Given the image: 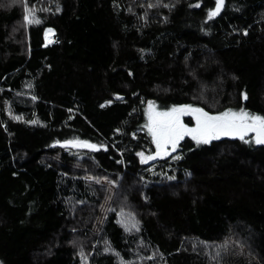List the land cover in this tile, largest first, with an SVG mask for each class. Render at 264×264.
Segmentation results:
<instances>
[{"label": "trees", "instance_id": "1", "mask_svg": "<svg viewBox=\"0 0 264 264\" xmlns=\"http://www.w3.org/2000/svg\"><path fill=\"white\" fill-rule=\"evenodd\" d=\"M43 1L26 0L41 23L24 31L20 4L0 0V264H79L66 199L87 197L88 188L45 163L55 150L84 154L97 172L137 179L146 168L136 154L149 137V101L264 115V0H224L211 20L214 0H162L169 7L152 8L157 0H54L45 11ZM49 28L55 41L46 46ZM65 140L100 148H64ZM245 141L183 139L170 164L175 179L144 187L135 232H126L117 211L107 215L101 237L114 253L96 250L92 264L119 257L125 264H214L193 250V240L222 243L234 228L264 239V146L254 135ZM62 160L75 162L65 152ZM134 251L146 255L134 262ZM233 255L225 264H264V245L258 261Z\"/></svg>", "mask_w": 264, "mask_h": 264}, {"label": "rangeland", "instance_id": "2", "mask_svg": "<svg viewBox=\"0 0 264 264\" xmlns=\"http://www.w3.org/2000/svg\"><path fill=\"white\" fill-rule=\"evenodd\" d=\"M13 1L14 0H8V4H11ZM53 2L54 0H44L39 7L45 11ZM14 3L20 4L23 14L25 15L24 6H28L26 0L24 5L19 2ZM29 25L30 24L23 19L21 28L25 31ZM45 32V45L50 46L55 41V32L52 31L51 33H48L47 38L45 37ZM147 108L145 112V125L148 123ZM155 110L163 112L168 109H162L155 104ZM10 116L14 119L15 117H19L12 115L11 113ZM185 118L193 120V125L188 127H195V117L189 115L184 116L182 118L184 123ZM15 120L21 121L23 118L20 117V119ZM29 124L37 125L38 123L30 122ZM144 130L149 137L146 140V144H140V146L145 155H150L155 151V145L152 143V138L148 133L147 128H144ZM138 133H143V130H139L132 135L134 140L138 139ZM117 134L121 135V132H117ZM185 138L191 137L185 136L184 139ZM178 147L179 145L177 146V150ZM177 150L175 152L170 150V153L166 156L157 157L155 160L143 163L146 168L141 170V176L138 177L139 179L121 178L112 174L97 172L93 168L92 161H89L84 154L72 152L70 149H66L64 152L75 159V162L73 163L62 160V154L64 152L61 150H55L54 153L45 158V163L58 168L63 177L84 179L88 188L87 197L81 198L75 193V196L66 199V206L68 207L70 214L68 230L66 232L71 234L70 245L73 249V255L79 258V264H92L90 260L96 250L102 251L104 254L114 253L109 243L108 250H105L106 241H103L101 237L103 224L110 212H118V222L125 228L127 233L135 232L138 229L140 217L143 214L145 207L144 204H146L143 194L144 187L149 182L155 180H171L169 177H174L173 179H175V175H173L174 169L170 164L177 160V158H174L178 157L176 154ZM160 160H168L166 170L162 169L163 163ZM145 174H149V180L147 181L144 180L146 179L144 177ZM89 176L95 179L86 180L85 177ZM97 179L99 180V183L97 182ZM71 180L76 181L74 179ZM131 195H135L141 199L140 205L133 202ZM133 224H135L136 227H132ZM244 236L245 234L243 230L234 228L230 237L222 243L211 245L198 240H193L192 248L194 251H200L214 264H225L229 262L231 255L235 257L233 255L234 252L247 255L250 253V257H253L254 261H258V255L264 245V239H256L252 233H250L247 238ZM217 251L220 252V257H216ZM144 255L146 254L141 251H134L131 253L134 262L143 259ZM125 263L126 261L122 257L118 258L117 264Z\"/></svg>", "mask_w": 264, "mask_h": 264}, {"label": "snow or ice", "instance_id": "3", "mask_svg": "<svg viewBox=\"0 0 264 264\" xmlns=\"http://www.w3.org/2000/svg\"><path fill=\"white\" fill-rule=\"evenodd\" d=\"M22 5L25 4V0H14ZM224 0H214V7L209 8L207 11V19L211 20L220 14L223 7ZM169 7V5H163L162 0H157L156 4L149 3L148 7L156 6ZM194 7H200V4L193 5ZM60 9L57 8V11ZM35 9L30 6H24L23 17L29 24H40L41 21L36 18ZM52 29H47L45 37L48 33H51ZM247 34V33H245ZM244 99H247V95L243 94ZM36 99V97H33ZM122 99V97H117ZM148 123L144 125L147 128L148 133L152 138V143L155 145V151L150 155H145L144 152H138L136 155L140 157L141 163H147L148 161L155 160L157 157H163L177 150V146L185 136H190L192 140L199 144H208L212 140L220 139L221 137H233L239 138L241 141H245V136L249 133L254 134L255 143L264 145V115L251 114L244 108L239 110H233L231 108L217 114H211L209 111H205L204 108L194 107L191 104L173 105L167 111L158 112L155 110V104L152 101L148 102L147 108ZM189 115L195 117V127H188L183 122V117ZM20 119V117H15ZM35 123V121H31ZM57 143H60L57 141ZM64 148H84L92 151H98L100 146L88 142L87 140H65L61 145ZM178 158V157H174ZM174 177H169L173 179ZM86 180L95 179L93 177H85ZM99 183V180L97 179ZM132 227H136L135 224ZM106 244V251L108 250V242ZM119 255V253H117ZM216 257H220V252L217 251Z\"/></svg>", "mask_w": 264, "mask_h": 264}, {"label": "water", "instance_id": "4", "mask_svg": "<svg viewBox=\"0 0 264 264\" xmlns=\"http://www.w3.org/2000/svg\"><path fill=\"white\" fill-rule=\"evenodd\" d=\"M249 135H254L253 133H249L247 136H249ZM246 137V136H245ZM227 138H229V139H237V140H240L239 138H233V137H227ZM264 146V145H263ZM77 149H80V150H84V148H77ZM85 150H89V149H85ZM90 151H92V150H90Z\"/></svg>", "mask_w": 264, "mask_h": 264}]
</instances>
